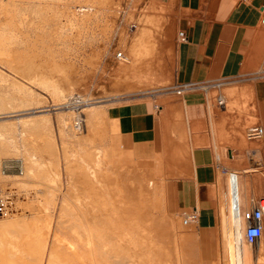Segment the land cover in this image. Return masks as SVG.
I'll return each instance as SVG.
<instances>
[{"label": "rangeland", "instance_id": "rangeland-1", "mask_svg": "<svg viewBox=\"0 0 264 264\" xmlns=\"http://www.w3.org/2000/svg\"><path fill=\"white\" fill-rule=\"evenodd\" d=\"M50 1L51 0H44L43 2L49 3ZM100 1L62 0L59 3L56 2V9L53 8V11L52 9L47 11V20L44 23L38 16L34 14V16L32 14L29 16L28 13H26L27 6L36 3L37 0H0V7L2 8V10H0V28L6 25L7 20L13 16L12 11L16 10L21 12L23 18L27 17L29 21H31L29 25L25 24L18 26L17 35L19 41L9 47V49H11L9 51L10 53H8L10 56L7 57L9 60L7 61L6 57L1 59L2 56H0V90L2 93H10L13 95L17 99L16 105L18 104V107L22 106L21 102L25 101V99L29 101L32 100L34 103H39V105H36L41 106L38 108V110L41 111L38 113L39 115L44 114L45 105L49 102V98H51L54 104L53 111L57 127L56 131H54L52 125L55 145L46 138V135L41 129H32L31 131L25 132L21 129L27 149L24 152V164H21L19 167L15 166L12 169L13 172L8 170L12 168L10 166L12 160L7 158L18 156L19 152L13 154L11 157L5 156L2 158V171L8 181L0 184V188L15 193L22 202L25 201L23 202L25 208L23 207L22 213L19 211L17 214L22 216L24 214V217L27 218L26 220L28 221L31 220L30 218H32L34 213L36 214L38 212V197L40 192H43L45 189L43 187H39L38 189L37 187L29 185L24 186L22 184L13 183L12 180H16L17 175H22L24 173L21 178L26 177V160L28 156L30 159H34V155L37 157L40 156L34 159V161H41L43 155L44 157H47V154L53 156L58 155L61 161L60 182L63 192L60 193L58 198L60 204L58 203L59 207L55 213H50L53 215V218L48 216H45V219L43 218V224L59 217L60 206L64 201L65 193L67 204L87 205L86 190L89 185H91L90 187L93 185L92 183H87L88 177L86 170H84L79 161L76 160H73V165L71 164L69 170H67L63 160L64 141L70 146L69 151L71 155L72 153L78 155L77 150L72 146L78 142L77 139L81 137L87 141L86 122L83 123L81 128L76 125L78 117L81 116L78 111L89 105L90 107L96 108L102 107L101 109H105L107 112L105 105L116 101L117 98L121 97L124 91L123 94L152 90L157 92V94L164 93L169 89L168 85L170 84V81L166 79L174 76L175 44L170 25H168L169 23L163 26V23L155 22L149 15L144 13L141 14L136 10L133 11L131 5L133 0H113L114 2L112 1V3L114 4L107 3L105 0ZM138 2L143 5L140 0H136L134 3L135 9L139 8L137 6ZM162 8L163 7L160 6L157 9L162 11ZM56 15L57 18L55 17ZM87 15L90 16V21L88 24H84L85 26H73L69 24L70 22L67 18V16H69L71 18L83 19ZM38 28H42L41 31ZM43 30L44 32H42ZM45 33L50 34L51 37H56L59 33L61 39L59 41L55 38L52 40L46 39V41L41 40ZM130 47L133 51V55L130 54ZM33 48H35V50ZM118 51L123 52L124 58L122 60L116 59L115 55ZM21 61L23 63H19ZM11 62L14 63V66ZM32 68L33 70H31ZM30 73L34 75L30 76ZM119 74L124 75L122 76ZM29 76L31 78H29ZM33 78L48 82L54 81L58 83L60 81L59 84H63V82L66 83L63 85L66 87L68 86L67 88L62 86L64 88V98L58 97L50 91L32 84L30 80ZM109 78L111 81H109ZM113 79H115V81L118 80V83L110 86L111 82L114 83ZM105 80L106 82L108 81L110 85L108 82V84H106ZM120 85L122 88L120 87V89H118ZM19 86H26L27 92L22 91ZM104 87L106 89L109 87L112 90L109 88L106 90ZM113 87H117V91ZM121 89L123 91L120 92ZM67 90L69 92H67ZM113 90H115V92H111ZM75 95L83 96V100H88L89 102L85 103L87 105L83 104L80 107H75L71 104L73 102H70L71 98ZM36 106L31 108H35ZM71 109L75 110V112L73 116L68 119L70 120L67 123L68 125H65L67 131L65 130L66 135L63 137L61 135L59 116H61L60 114H63V112L64 116L70 114L69 112ZM23 110L24 109L21 108L17 113L10 112L9 115H7L8 113L3 114L4 116L1 117V120H8L10 123H18V121L9 118L11 116H20L21 112L19 111ZM34 134H38L40 137V145L37 143L36 153L34 152V143L32 139ZM111 135L110 122L105 121L104 124H99L97 126L95 124L93 131L88 134V139H91L90 144L92 148L96 147V145L107 147V141L110 140ZM74 140L77 142L73 143L75 142ZM94 151L95 150H91L92 153H94ZM123 157L121 150V163L122 165L124 164L126 169L122 168V165L115 169L117 175H121L122 178L120 192L122 193L123 201L117 203L113 189L110 188L109 197L105 199L107 201L101 203L104 204V211L106 214L109 216L111 215L115 223H117L116 225H119V231H114L116 234L125 230L123 226H131L132 228L130 234L135 238V257L133 259L134 263L130 260L128 261L130 264H157L158 260L159 264H264V241L259 240L255 246L246 244L244 241L245 222H243L241 226L240 233L237 230L234 234V224L231 223V192L228 172V206L227 211L225 212L223 210L221 214V223L224 219V221L229 222V226L226 232H221L220 227H218L213 231V235L209 236L208 242H213L214 244L213 251H211L210 246L207 248V246L204 245V240L201 238L202 234L200 233L198 224L193 222L187 223L186 225L184 224L183 212L190 209H180L177 206L174 189L175 185L173 183L177 176L171 174L173 169L170 165L168 166L167 160L160 162L155 158L158 161L155 162L154 159H151L143 160L149 163L134 164L126 163ZM109 158L111 159V155ZM220 162L230 168L227 160H225L223 156ZM6 174L12 176H7ZM97 175L103 181L106 179L107 173L101 172ZM243 180L244 177H242V186H240L241 196L244 194ZM157 185L161 187L162 192H164L166 196L167 207L163 209L164 211H158L151 203L147 202L148 199L156 195L155 187ZM21 187L23 188L21 189ZM243 197V201L247 207L251 205L253 199L256 201L261 200V196L256 193L252 195L249 189L246 194V200L245 196ZM78 201H80V204ZM125 201L129 202L130 205L134 204V206L126 207ZM142 202L143 204H141ZM145 203L150 205V207ZM84 210L87 212V209ZM224 213H226V218H224ZM16 216L17 215H15V217ZM56 231L57 228L55 227L52 234L55 235ZM63 233H59L62 241L65 240V233ZM225 237L228 238V241H226ZM207 251H209V253H207ZM46 258L43 260L45 263L42 262V264H46ZM97 259V261L102 264L104 255H99ZM109 263L123 264L124 261L122 263L118 258H111ZM87 264L91 263L87 262ZM124 264L129 263L125 261Z\"/></svg>", "mask_w": 264, "mask_h": 264}, {"label": "crops", "instance_id": "crops-1", "mask_svg": "<svg viewBox=\"0 0 264 264\" xmlns=\"http://www.w3.org/2000/svg\"><path fill=\"white\" fill-rule=\"evenodd\" d=\"M140 1L143 5L138 2L136 9V0L132 1L133 11L170 25L175 72L166 79L170 84L164 93L129 92L105 105V121L112 132L107 141L111 160L121 167V150L126 163L167 160L171 174L177 176L173 183L178 208L198 210L201 238L213 251L209 236L218 227L226 232L229 226L224 219L221 223L228 206V170L244 177L242 196V177L235 182L239 205L231 216L234 234L243 225L240 213L248 208L243 201L248 189L264 198V135L258 140L249 136L252 127L264 128V0ZM221 98L224 102L219 104ZM53 105L49 98L44 114L56 131ZM40 107L9 119L32 118ZM20 128L14 133L19 155L7 158L12 160L10 172L24 164L26 143ZM32 139L36 153L40 137L34 134ZM222 156L230 168L220 162ZM122 168L126 169L124 164ZM42 220L37 222L43 224ZM263 235L264 220L262 241Z\"/></svg>", "mask_w": 264, "mask_h": 264}, {"label": "bare ground", "instance_id": "bare-ground-1", "mask_svg": "<svg viewBox=\"0 0 264 264\" xmlns=\"http://www.w3.org/2000/svg\"><path fill=\"white\" fill-rule=\"evenodd\" d=\"M43 1L44 0H37L36 3H33L32 5H28L26 13H28L29 16H30V14H32V15L34 14V15L38 16V18L45 23V21L47 20L46 15H48L47 11L50 9H52V11H53V8H55L57 5L56 2L59 3L62 0H51L49 3H44ZM92 1H95V0H87V2H92ZM112 1L113 0H105V2H107V3H112ZM122 2H124V1H122ZM55 3H56V5H55ZM100 3H101V1H100ZM112 4H114V3H112ZM97 5H99V4H97ZM0 10H2L1 7H0ZM60 12H62V11H60ZM12 13H13V16L7 20L6 25L4 27L0 28V52H1L0 56H2L1 59L4 57L7 58L8 56H10L8 54V53H10L9 51L11 50V49H9V47L12 46L15 42L17 43V41H19V37L17 35L18 26H22L25 24L29 25V23L31 22V21H29V19L27 17L23 18L22 17L23 15H21V12L18 10L12 11ZM55 17L57 18V15ZM67 18L70 22L69 24H71L73 26L74 25H77V26L82 25L83 26L84 24L86 25V23L88 24V22L90 21L89 15L85 16L83 19H79V18H75V17L71 18L69 16H67ZM49 20H50V18H49ZM38 29L41 31L42 28H38ZM42 32H44V30ZM60 33H61V31H60ZM53 38L58 39V41L61 39L59 33H58V35H56V37H51L50 34L45 33L44 37L41 40L46 41V39L52 40ZM130 46L132 47L131 44H130ZM131 47H130V49H131ZM33 49L35 50V48H33ZM130 49H129L130 54L133 55V51H132V49L131 50ZM21 57H22V55H21ZM6 60L8 61L9 58H7ZM13 62H11V63H13ZM19 63H23V62L21 61ZM109 65H111V64H109ZM13 66H14V63H13ZM33 67H35V66H33ZM31 70H33V68ZM33 73H34V71H33ZM113 73H115V72H113ZM32 75H34V74H31L30 76H32ZM119 75H122V74H119ZM119 75H118V77H119ZM30 76H29V78H31ZM118 77H117V79H118ZM113 80H114L113 81L114 83L111 82V85L107 81L110 86H112V84L118 83V80L117 81H115V79H113ZM61 81H62V79H61ZM109 81H111V79ZM30 82L34 85L42 87L45 90L50 91L52 94H54L58 97L64 96V92H63L64 88L62 86H64L65 88L68 87V86L66 87L65 85H63V84H66L64 82H63V84H59L60 81L57 83L54 81H51V82L43 81V80L40 81L36 78L35 79L33 78L30 80ZM105 82H106V80H105ZM107 82H106V84H108ZM103 83H104V81H103ZM11 84H12V82H11ZM118 87H119L118 89H120L121 85ZM19 88L22 91H26V86H19ZM108 88L107 89L105 88V89L108 90ZM116 88H114V89H116ZM97 89H99V88H97ZM68 90H67V92H69ZM110 90H112V89H110ZM17 91H18V89H17ZM116 91H117V89H116ZM121 91H123V90L121 89L120 92ZM111 92H115V90H113ZM23 94H26V93H23ZM65 94H66V92H65ZM96 94H98V93H96ZM83 98H84L83 96L75 95L71 98L70 102L72 101V102H80L81 103V101H84ZM16 102H17V99L13 95H11L10 93H2L0 90V184H3L6 181H8V180H6V178L3 174V171H2V169H3L2 158L5 156L11 157L13 154L17 153L18 150L14 144V142H16L17 140L15 141L14 133L16 131H19L20 127H21L20 129H22L24 132L25 131H31L32 129L33 130L41 129L44 132V134L46 135V138H48V140L52 141L55 145V139H54V136L52 134V130H53L52 129V120H51L50 116H47L45 114H40V115L34 116L32 118L31 117L30 118L29 117L21 118V120L18 121V123H10L8 120H1L2 119L1 117L4 116L3 114L8 113L7 115H9L10 112H12V113L16 112L17 113L18 110L21 108H23L24 110H29V109H32L31 107L39 105V103H37V102L34 103L32 100L29 101V100L25 99V101L21 102L22 106L18 107L17 106L18 104L16 105ZM18 103H19V101H18ZM85 105H87V104H85ZM101 108L102 107L96 108V107H92V106L90 107L89 105H87L82 110L78 111L79 114L81 115V119L84 122H86V126H87V129H86L87 130V141L80 137L79 139H77L78 142L74 140L75 142H73V143H76V142L77 143L72 145L75 148V150H77L78 155H75L73 153L71 155V153L69 151L70 146L65 141L63 143V149H64L63 160H64V164L66 166V169L69 170L71 164L73 165V163H72L73 160L79 161L80 165L84 168V170H86L87 177H88L87 183L88 184L92 183V185H93L92 187H90L91 185H89V187L86 190V193H87L86 194V196H87L86 203H87V205L80 204V201H78L80 205H78V204H73V205L67 204L68 202H67L66 193H65L64 194L65 195L64 201L60 206L59 217L56 218L55 220H50L49 222H47L45 224L38 223L37 221H40L45 216L52 217L53 215H51L50 213H52V212L55 213V211L59 207L58 205L60 203L58 202V198L60 196V193L63 192L62 191V184L60 182L61 181V173H60L61 161H60V159H59L60 157H58V155L53 156V155H49L47 153H46L47 157H44V155H43L42 160L40 158L41 161H37V160L34 161V159H30L28 156V158L26 160V177L21 178L22 176L17 175L16 180H12L13 183L22 184L24 186L29 185L32 187H37L38 189H39V187H43L45 189L43 190V192H40L39 197H38V199H39L38 200V203H39L38 212L36 211L37 212L36 214L34 213L33 216L31 215L32 218H30L31 219L30 221L26 220L27 218L24 217L25 216L24 214H23V216L18 215V214H14V215L9 216L11 218L5 217L7 219L0 218V219H2V220H0V237H1V240H0V264H42L43 260L46 257H47L46 258V261H47L46 264H87V262H89L91 264H100L101 262L97 261L98 260L97 257H99V255H102V254L104 255V261L102 264H110L109 262H110L111 258H118L122 261V263H123V261H124V263H125V261H127V263L130 264V262H128L129 260L133 262V259L135 257V251H134L135 238H134V236H131V234H130V232H132L131 226H129V227L123 226V228L125 230H122L121 233L118 232V234H116L114 231H116V232L119 231V228H118L119 225H116L117 223H115V221H114L113 217H111V215L109 216L106 214V212L104 211L105 210L104 204H102V203H105L107 201L105 199H107L109 197L110 188L113 189L116 202L120 203L123 201V198L121 195L122 193L120 192L121 184H122L121 175H119V174L117 175V173L115 172V169H117V167L113 163V161H112L113 159L111 160L109 158V156L111 155V154H109V146L104 147L103 145L102 146L96 145V147L92 148V146L90 144L91 139L90 140L88 139L89 138L88 134L91 131H93L95 124L97 126L99 124L105 123L106 111H105V109H101ZM25 112H27V111H25ZM74 112H75V110L71 109L69 112L70 114H67L66 116H64L63 115L64 112H63V114H60L61 116H59L61 135L63 137L66 135L65 132L67 131L65 129V125L70 121L68 119H70V117L73 116ZM79 128H81V127H79ZM76 129H78V128H76ZM75 135H77V134H75ZM73 137H75V136H73ZM91 150H95L94 153H92ZM51 170H52V172H51ZM101 172L107 173L106 179L103 181L97 175L98 173H101ZM240 178H241L240 174H233V175L231 174V176H229L230 192H231V207H230L231 216L235 215L236 206L239 205V198H238L239 186L237 187L235 182H236V179L239 180ZM13 186H15V185H13ZM18 188H19V185H18ZM22 188L23 187H21V189ZM155 188L154 189L156 190V195H154L153 198L148 199L147 202L151 203V205L155 209L160 211V210H163L165 208L164 195H163V192H162V189L160 186L157 185ZM153 194H154V192H153ZM23 202H25V201H23ZM141 204H143V202ZM145 204H147V203H145ZM125 206L126 207L127 206L132 207V206H134V204L130 205L129 202L125 201ZM147 206L150 207V205H148V204H147ZM84 209H87V212H85ZM127 211H129V210H127ZM20 212L22 213V210ZM31 212H33V211H31ZM15 215H17V216L15 217ZM151 215H150V217H151ZM104 223H106V224H104ZM184 224L186 225L187 223L184 221ZM245 225H246V223H245ZM55 227L57 228V231H56V234L54 232L55 235H53L52 233H53V230ZM63 232L65 233V238H64L65 240L62 241L61 235L59 233H63ZM263 238H264V235H263ZM127 256H129V257H127ZM262 256H263V254H262ZM43 263H45V262H43ZM157 264H159V260H158Z\"/></svg>", "mask_w": 264, "mask_h": 264}, {"label": "built area", "instance_id": "built-area-1", "mask_svg": "<svg viewBox=\"0 0 264 264\" xmlns=\"http://www.w3.org/2000/svg\"><path fill=\"white\" fill-rule=\"evenodd\" d=\"M246 1V0H244ZM264 22V19H263ZM181 37H185L184 32H180ZM116 59L122 60L124 58L123 52L118 51L116 53ZM88 102L84 100L80 102H73L75 107H79ZM223 103V98L219 100V104ZM84 121L81 119V116L78 117L76 125L78 127L83 126ZM264 135V128L262 126L252 127L249 131V136L252 139L261 138ZM220 164V163H219ZM228 170L227 168H223ZM229 176L231 174H239L236 171L228 170ZM24 203L15 193L7 190H2L0 188V218L9 217L11 215L17 214L24 207ZM241 220L246 223V228L244 231V241L250 246H255L260 240L263 234V220H264V198L261 200H252L251 205L241 210ZM184 221L186 223H198V210L190 209L183 212Z\"/></svg>", "mask_w": 264, "mask_h": 264}]
</instances>
